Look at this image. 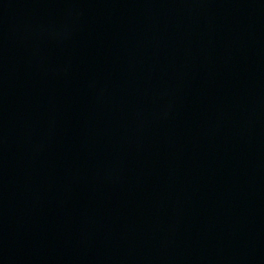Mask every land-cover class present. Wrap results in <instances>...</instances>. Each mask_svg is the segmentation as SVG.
<instances>
[{"label":"water","instance_id":"1","mask_svg":"<svg viewBox=\"0 0 264 264\" xmlns=\"http://www.w3.org/2000/svg\"><path fill=\"white\" fill-rule=\"evenodd\" d=\"M0 264H264V0H0Z\"/></svg>","mask_w":264,"mask_h":264}]
</instances>
